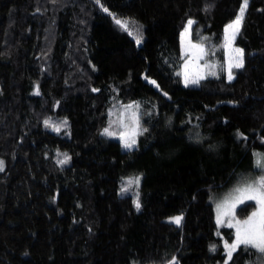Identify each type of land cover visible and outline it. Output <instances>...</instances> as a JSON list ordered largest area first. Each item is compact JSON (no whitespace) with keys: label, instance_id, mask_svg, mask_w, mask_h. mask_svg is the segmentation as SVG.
<instances>
[{"label":"trees","instance_id":"obj_1","mask_svg":"<svg viewBox=\"0 0 264 264\" xmlns=\"http://www.w3.org/2000/svg\"><path fill=\"white\" fill-rule=\"evenodd\" d=\"M243 6L0 0V264L226 261L236 234L216 203L263 172L264 0H247L227 79L225 28ZM190 20L208 64L196 86L182 76ZM227 264L264 253L240 245Z\"/></svg>","mask_w":264,"mask_h":264},{"label":"rangeland","instance_id":"obj_2","mask_svg":"<svg viewBox=\"0 0 264 264\" xmlns=\"http://www.w3.org/2000/svg\"><path fill=\"white\" fill-rule=\"evenodd\" d=\"M245 11H246V8L244 10V14H245ZM239 16H240V13L237 16V18ZM237 18L233 22H231L230 24H233L237 20ZM243 19H244V16H243ZM243 19H242L241 23L239 24V31L241 29V26H242V23H243ZM190 21H191V24L188 23L187 28L182 32V38H181V50H182V55H183L182 76H183V81H184V85L185 86H196L203 79H205L207 77L208 64H207V62L205 60L206 52H205V48H204L203 43L197 41L196 39H194V35H195L194 24H195V21L194 20H190ZM227 26H226V28H227ZM226 28H225V30H226ZM233 31H234V29H230L228 32L225 31V40H226V37H228V39L226 40L227 79H228V81H233L234 80V78H235L234 69H237L234 66L230 67L231 65H234L235 62H236L237 53H236L235 49H241V48H239L236 45V38L238 36L239 31L236 32L235 38L231 39V35H232ZM243 60H244V52H243ZM229 71H231V76H232L231 79L229 78ZM186 76H187V82H186V79H185ZM201 76L203 77L202 79H200ZM193 79H198V83L193 84L191 82ZM119 140H121L123 142V140L121 138H119ZM123 144L125 146L124 142H123ZM134 146H135V144H134ZM134 146H132L131 148H133ZM125 148L131 149V148H128V147H125ZM255 160H256V166L259 169H262V171H263L262 174L260 176L258 175L257 177H251V178H249V179H247L245 181H242V182L236 184L235 186L230 188L222 196V198L216 203V221H218V217L221 220L220 223L217 222V224L219 226H227V227H229L228 226L229 222L235 223L236 220L243 221V220H241V219L236 217V210H237V208L239 206H241L242 204H244L245 202L250 201V200H245L244 203L236 205L235 209L233 210L234 211V218H233V215H226V214L225 215H221L218 212L217 206L223 204L225 202V200H227L231 195H234L235 194V189H237L239 187H244V186H246L247 184H250V183L254 184L262 176H264V166H262V165H264V154L263 153L255 154ZM137 201H139V196L138 195H136V197H135V202L137 203ZM258 208H259V206L257 205V209L255 211H257ZM176 217H181V216L171 217V218H169V221L173 222L174 218H176ZM230 228H233L235 230V234H236V228L235 227H230ZM235 241H236V239H235ZM235 241L233 243H235ZM233 243H230V244L227 243L226 245H231ZM239 246L232 252V254L239 248ZM226 251H227V259H226V261L223 264H227V262L229 261V258H228L229 249H228V247H226Z\"/></svg>","mask_w":264,"mask_h":264},{"label":"snow or ice","instance_id":"obj_3","mask_svg":"<svg viewBox=\"0 0 264 264\" xmlns=\"http://www.w3.org/2000/svg\"><path fill=\"white\" fill-rule=\"evenodd\" d=\"M247 7V0H244V6L241 8L240 16L237 18V20L233 24H229L226 28V32H228L230 29H234L231 35V39L235 38L236 32L239 31V24L241 23L243 16H244V10ZM117 23L120 24L121 21L117 20ZM189 24H191V21H189ZM228 37H226V40ZM237 53L236 62L234 65H231L230 67L234 66L236 68H242L243 67V51L241 49H235ZM203 77L201 76L200 79ZM229 78L231 79V71H229ZM187 82V76L185 77ZM193 84L198 83V79H193L191 81ZM38 94V93H37ZM47 124V122H45ZM55 131H59V128H55ZM108 135H111V133H107ZM135 143L133 140L131 143L126 142L125 147L131 148L132 145ZM68 158H65V161ZM63 163V161H62ZM264 166V165H262ZM0 170H3V162L0 161ZM129 183H132V181H129ZM138 183V180H137ZM245 200L255 201L256 205L259 206L257 211H254L252 215L243 221L236 220L235 223L229 222V227H235L236 228V241L235 243L231 245H226L228 247V258L231 259L232 252L239 246V245H245V246H251L255 249H258L260 253H264V176H262L256 183L247 184L244 187H239L235 189V194L231 195L225 202L221 205L217 206L218 212L221 215H233L234 218V209L237 204L244 203ZM137 209L140 208V203L137 201L136 203ZM181 217L174 218V223L179 224ZM218 223L221 222L220 218L218 217Z\"/></svg>","mask_w":264,"mask_h":264}]
</instances>
